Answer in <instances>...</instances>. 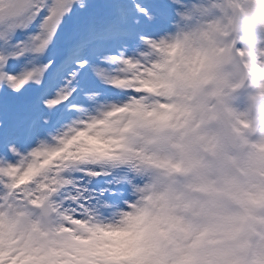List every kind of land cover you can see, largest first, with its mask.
Here are the masks:
<instances>
[{
  "label": "clouds",
  "instance_id": "9594fccd",
  "mask_svg": "<svg viewBox=\"0 0 264 264\" xmlns=\"http://www.w3.org/2000/svg\"><path fill=\"white\" fill-rule=\"evenodd\" d=\"M253 7L191 0L129 62L118 86L137 95L109 102L57 182L122 171L128 198L78 217L51 210L53 188L35 209L0 211V226L34 233L22 264H264V85L237 47Z\"/></svg>",
  "mask_w": 264,
  "mask_h": 264
},
{
  "label": "snow or ice",
  "instance_id": "6c2138e0",
  "mask_svg": "<svg viewBox=\"0 0 264 264\" xmlns=\"http://www.w3.org/2000/svg\"><path fill=\"white\" fill-rule=\"evenodd\" d=\"M191 0H0V211L18 213L39 205L53 188L51 210L82 217L106 201L128 198L118 181L89 178L98 169L81 167L79 179L57 183L109 102L136 96L114 92L134 62L172 31L177 12ZM257 31H241L237 47L255 86L264 85V0H254ZM131 90V89H125ZM264 114V103L258 115ZM74 148L69 151V146ZM56 167L43 169L51 157ZM31 180V184L26 182ZM21 185H25L21 187ZM62 205V207H61ZM32 231L0 226V264H22L34 250Z\"/></svg>",
  "mask_w": 264,
  "mask_h": 264
},
{
  "label": "rangeland",
  "instance_id": "374dc122",
  "mask_svg": "<svg viewBox=\"0 0 264 264\" xmlns=\"http://www.w3.org/2000/svg\"><path fill=\"white\" fill-rule=\"evenodd\" d=\"M256 25H257V18L254 17V16H251L247 19V23L245 25V27H248L249 29H251L253 32H256L257 31V28H256ZM244 103V99L242 98L241 99V104ZM91 136V133L89 134ZM74 148V145H70L69 146V151H71L72 149ZM55 157V156H54ZM59 161V159H54L53 160V157H51L48 161L47 164L44 163V159L43 158H39V162L40 164H42L44 167L42 170H46V169H49V168H54L56 167L57 165V162ZM72 176L79 179L80 178V174L78 172H74L72 173ZM98 180H105V182L107 183H111L113 181H122L125 179V174L123 175H117V174H113L111 173L110 175L106 176V177H97ZM31 180L27 181L26 183L27 184H31ZM25 185H21V187H24ZM89 186H91V182L89 184ZM116 187H119L121 189V192L124 193L125 196H127V192H128V185L127 183H118L116 184Z\"/></svg>",
  "mask_w": 264,
  "mask_h": 264
},
{
  "label": "bare ground",
  "instance_id": "6f19581e",
  "mask_svg": "<svg viewBox=\"0 0 264 264\" xmlns=\"http://www.w3.org/2000/svg\"><path fill=\"white\" fill-rule=\"evenodd\" d=\"M112 88H113V91L114 92H119V91H133V90H125V89H119V88H116V87H114V86H111ZM54 159H60V157L59 156H55V157H53V160ZM79 174H80V177H82L83 176V173H81V172H78ZM113 174H117V175H123V174H125L124 172H122V171H114V172H112ZM90 179V182H91V185L92 184H95L96 183V181H98V178L97 177H95V178H89ZM105 181V180H104Z\"/></svg>",
  "mask_w": 264,
  "mask_h": 264
}]
</instances>
